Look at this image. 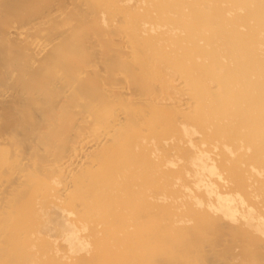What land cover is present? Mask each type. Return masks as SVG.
<instances>
[{
	"label": "bare ground",
	"instance_id": "obj_1",
	"mask_svg": "<svg viewBox=\"0 0 264 264\" xmlns=\"http://www.w3.org/2000/svg\"><path fill=\"white\" fill-rule=\"evenodd\" d=\"M0 264H264V0H0Z\"/></svg>",
	"mask_w": 264,
	"mask_h": 264
}]
</instances>
